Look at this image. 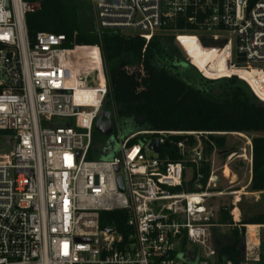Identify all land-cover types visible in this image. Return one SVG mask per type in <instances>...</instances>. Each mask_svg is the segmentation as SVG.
I'll list each match as a JSON object with an SVG mask.
<instances>
[{
    "label": "built area",
    "instance_id": "built-area-1",
    "mask_svg": "<svg viewBox=\"0 0 264 264\" xmlns=\"http://www.w3.org/2000/svg\"><path fill=\"white\" fill-rule=\"evenodd\" d=\"M90 5L97 44L75 46L64 34L48 32L30 42L25 15L37 6L0 0V264H259L246 251L238 263L215 261L211 231L218 225L209 201L232 189L209 186L216 151L214 144L209 150L208 133L124 135L111 119L102 158L87 157L108 95L103 35L140 38L144 50L165 36L200 76L236 77L264 103V0ZM79 50H93V59L84 55L85 64H78ZM126 73L142 91L143 62ZM167 142L178 160L161 158ZM193 173V191H180ZM113 211L128 216L126 238L100 228V213ZM239 211L234 202V230L240 229Z\"/></svg>",
    "mask_w": 264,
    "mask_h": 264
},
{
    "label": "trees",
    "instance_id": "trees-1",
    "mask_svg": "<svg viewBox=\"0 0 264 264\" xmlns=\"http://www.w3.org/2000/svg\"><path fill=\"white\" fill-rule=\"evenodd\" d=\"M36 5L32 13L25 15L28 39L33 41L39 32L64 34L75 46H94L97 40L92 29L90 0H23ZM100 48L108 82L105 108L120 129L139 131H171L190 133H223L250 135L251 179L250 193L264 196V103L255 97L250 87L236 77L207 80L197 71L183 67L180 52L165 36H156L144 50L145 41L140 38L105 34ZM81 51V50H79ZM87 51V50H86ZM91 59H93V50ZM143 62L146 72L144 89L137 91V83L126 73V67ZM188 65V64H187ZM131 134V133H129ZM222 135V134H221ZM208 136L209 150L216 139ZM175 142L183 137L172 138ZM107 138L94 134L93 146L87 157L89 161L102 158V149ZM191 144L194 139L189 137ZM218 141V140H217ZM219 147L225 149L223 139ZM160 156L178 160L176 148L168 142L161 146ZM202 185L207 178L204 166ZM196 178L184 183L180 191L191 192ZM257 203L250 205L239 223L240 229H232L231 209L219 207L211 239L215 250V261L238 263L242 258L241 248L246 226L264 227V212H257ZM124 211L100 213L101 229H113L127 237L131 229ZM225 230H222L224 229ZM259 264H264V239L260 244Z\"/></svg>",
    "mask_w": 264,
    "mask_h": 264
},
{
    "label": "rangeland",
    "instance_id": "rangeland-1",
    "mask_svg": "<svg viewBox=\"0 0 264 264\" xmlns=\"http://www.w3.org/2000/svg\"><path fill=\"white\" fill-rule=\"evenodd\" d=\"M197 49V48H196ZM204 52L201 53L200 55L203 54ZM81 57L83 58L84 55L82 54ZM91 58V56H90ZM86 60H82L79 64H85ZM124 135H128L129 133H132V130L130 129H124L122 132ZM222 135L214 134L212 136L213 138L216 139L215 141V149L216 155H214L215 159L213 158L214 161V166L215 171L217 175L220 176L219 178V187L222 188L224 191H229V189H232L233 187H236L235 190L233 189L231 192H228L230 194L225 195L223 197H217L213 198L209 201L210 203V210L213 215V221H217L218 217V209L220 206H225L228 209H232V205L235 202L237 204V209L240 210L239 212H236V215H244L246 210L249 209L250 205H253L257 203L259 205V208L257 212L263 211L264 212V196H262L259 193H250L248 190V186L250 183L251 179V171L249 167L248 161L250 160L249 154L251 150V136L250 135H243V134H223ZM219 139H223L225 143V150L234 151L230 152L227 157H222L219 160L221 154L220 152L223 151L222 148L219 147ZM218 140V141H217ZM114 143H116L114 141ZM219 151V153H217ZM218 154V155H217ZM229 168H230V174L229 178L227 179H222L221 174L218 172V169L220 166H224L225 164L229 163ZM187 178H189V172L187 175ZM217 212V213H216ZM222 230H225L222 229ZM255 231L249 232L245 236V241H244V251H246V255L249 258H259L260 259V244L261 240L264 239V227L254 229ZM248 231H250L248 229Z\"/></svg>",
    "mask_w": 264,
    "mask_h": 264
},
{
    "label": "water",
    "instance_id": "water-1",
    "mask_svg": "<svg viewBox=\"0 0 264 264\" xmlns=\"http://www.w3.org/2000/svg\"><path fill=\"white\" fill-rule=\"evenodd\" d=\"M183 67L185 68H190L189 65H187L186 63L183 64ZM109 105V102L108 101H105L104 102V108H107ZM94 130L97 134L101 135V136H108L110 135L111 131H112V124H111V114L110 112L106 111V110H103L94 126ZM150 148L151 149H154L155 151L158 150V147H157V143L156 142H153L151 145H150ZM119 170L118 167L115 168V171L117 172ZM118 181V184H119V189L120 191H123V187H122V181H121V178L119 177L117 179ZM108 232H111V231H108ZM243 244H244V241H243Z\"/></svg>",
    "mask_w": 264,
    "mask_h": 264
},
{
    "label": "bare ground",
    "instance_id": "bare-ground-1",
    "mask_svg": "<svg viewBox=\"0 0 264 264\" xmlns=\"http://www.w3.org/2000/svg\"><path fill=\"white\" fill-rule=\"evenodd\" d=\"M195 48H197V47H195ZM79 53H80V55H85L86 57H88V58H90V56H91V52H89V51H86V50H81V51H79ZM75 56L77 57L78 56V54H75ZM79 61H77V62H81L82 60H86L84 57L82 58V60L80 61V58L78 59ZM78 63V64H79ZM209 135H213L214 136V134H207V136H209ZM218 135H221V134H218ZM249 157H250V160L248 161V163H249V167H250V171H251V150H250V154H249ZM213 158L215 159V157L214 156H212V160H213ZM231 162H229V163H227V164H225L224 166L222 165V166H220L219 167V169H218V172L221 174V176H222V179H227V178H229V174H230V168H229V164H230ZM213 166H214V161H213ZM216 170H215V167H212V170H211V174H210V179H209V186H215V187H219L218 185H219V183H220V181H219V178H220V176L219 175H217L216 174V172H215ZM220 188V187H219ZM220 189H222V188H220ZM231 189H229V191H230ZM224 191V190H223Z\"/></svg>",
    "mask_w": 264,
    "mask_h": 264
},
{
    "label": "crops",
    "instance_id": "crops-1",
    "mask_svg": "<svg viewBox=\"0 0 264 264\" xmlns=\"http://www.w3.org/2000/svg\"><path fill=\"white\" fill-rule=\"evenodd\" d=\"M250 175H251V173H250ZM260 194V193H259ZM241 219H242V217H241ZM248 226H251L250 228H248L249 230H251V231H248V233L250 232H253V231H255L254 229L256 228V229H258V228H261V227H259V226H254V225H248ZM246 236V235H245ZM244 241H245V239H244ZM245 244V243H244ZM244 244H243V246H242V248H241V252H242V255H243V249H244Z\"/></svg>",
    "mask_w": 264,
    "mask_h": 264
},
{
    "label": "flooded vegetation",
    "instance_id": "flooded-vegetation-1",
    "mask_svg": "<svg viewBox=\"0 0 264 264\" xmlns=\"http://www.w3.org/2000/svg\"><path fill=\"white\" fill-rule=\"evenodd\" d=\"M230 152H234V151H230V149H229V150H225V149H223V151L220 152V153H221V156H222V157H227V155H228ZM235 188H236V187H233L232 190H233V189L235 190Z\"/></svg>",
    "mask_w": 264,
    "mask_h": 264
}]
</instances>
